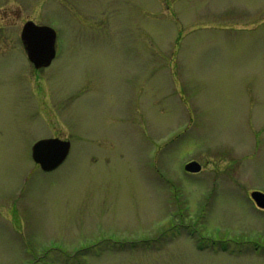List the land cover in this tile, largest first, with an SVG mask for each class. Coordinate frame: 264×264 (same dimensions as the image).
Returning a JSON list of instances; mask_svg holds the SVG:
<instances>
[{
	"label": "rangeland",
	"instance_id": "rangeland-1",
	"mask_svg": "<svg viewBox=\"0 0 264 264\" xmlns=\"http://www.w3.org/2000/svg\"><path fill=\"white\" fill-rule=\"evenodd\" d=\"M43 137L71 145L48 172ZM253 190L264 0H0V264H264Z\"/></svg>",
	"mask_w": 264,
	"mask_h": 264
},
{
	"label": "water",
	"instance_id": "water-1",
	"mask_svg": "<svg viewBox=\"0 0 264 264\" xmlns=\"http://www.w3.org/2000/svg\"><path fill=\"white\" fill-rule=\"evenodd\" d=\"M21 41L27 57L35 68L47 67L55 56L56 33L46 26H37L28 21L21 31ZM70 144L59 139H42L32 147V158L44 171L58 167L66 158ZM185 170L197 173L201 170L198 162L192 161L185 165ZM251 198L259 208H264V193L253 191Z\"/></svg>",
	"mask_w": 264,
	"mask_h": 264
},
{
	"label": "flooded vegetation",
	"instance_id": "flooded-vegetation-1",
	"mask_svg": "<svg viewBox=\"0 0 264 264\" xmlns=\"http://www.w3.org/2000/svg\"><path fill=\"white\" fill-rule=\"evenodd\" d=\"M261 211H263V212H264V210H261Z\"/></svg>",
	"mask_w": 264,
	"mask_h": 264
}]
</instances>
